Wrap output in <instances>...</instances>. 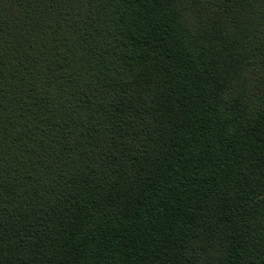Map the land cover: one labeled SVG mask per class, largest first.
<instances>
[{
	"label": "trees",
	"instance_id": "trees-1",
	"mask_svg": "<svg viewBox=\"0 0 264 264\" xmlns=\"http://www.w3.org/2000/svg\"><path fill=\"white\" fill-rule=\"evenodd\" d=\"M0 264H264V0H0Z\"/></svg>",
	"mask_w": 264,
	"mask_h": 264
}]
</instances>
